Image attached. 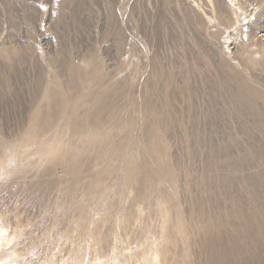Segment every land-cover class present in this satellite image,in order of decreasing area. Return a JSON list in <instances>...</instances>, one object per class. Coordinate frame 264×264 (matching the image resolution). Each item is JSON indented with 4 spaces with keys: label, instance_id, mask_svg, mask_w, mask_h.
Returning a JSON list of instances; mask_svg holds the SVG:
<instances>
[{
    "label": "rangeland",
    "instance_id": "rangeland-1",
    "mask_svg": "<svg viewBox=\"0 0 264 264\" xmlns=\"http://www.w3.org/2000/svg\"><path fill=\"white\" fill-rule=\"evenodd\" d=\"M263 35L264 0H0V264H264ZM91 58L117 135L72 130Z\"/></svg>",
    "mask_w": 264,
    "mask_h": 264
},
{
    "label": "bare ground",
    "instance_id": "bare-ground-1",
    "mask_svg": "<svg viewBox=\"0 0 264 264\" xmlns=\"http://www.w3.org/2000/svg\"><path fill=\"white\" fill-rule=\"evenodd\" d=\"M217 16L219 19H223V13L220 10H218ZM12 54L13 51H11V49L7 50L0 47V60L10 62L12 59ZM96 64L97 63L93 61V58H91V80H93L99 86L98 88L100 89V92L96 93V91L93 94H85V96L83 97L84 106L75 115L74 118H69V121H72V130L74 129V127L85 126L83 134L86 136L89 135L91 136V138L93 136L104 137V135H108L111 132L113 133V135H117L120 129V127L113 129H109L106 127L110 122L109 117L107 116V111L110 108L111 104L115 103V101L117 100L116 95L119 93V87L115 86L113 88H108V86H106L107 89H105V72L103 70V67L100 65H97L96 68L94 66ZM64 73L68 76L67 80L78 79V74L82 73V66L78 65L75 70L65 69ZM57 76L60 77L59 82L65 83L61 72L60 75ZM59 82L56 81V76H54L47 89L46 101L41 105L40 110L34 115L32 119V140H36L37 138L41 137L51 129V127L57 122V120H61L58 116V106L57 100L55 98L54 88L55 84ZM257 85L258 88L244 85L243 89L245 95L241 98L244 101L248 112L251 115H254L260 122V125L264 127V91L262 90V83H259ZM63 89L67 90L68 92L70 90L66 86H64ZM89 143H91V141H89ZM254 211H256L253 213L254 218L257 217L258 220L262 222L260 225L264 226V201L257 202L254 205ZM253 214H248L247 216H242L240 218L241 228L244 232L246 226L248 225V220H250L248 216H251Z\"/></svg>",
    "mask_w": 264,
    "mask_h": 264
}]
</instances>
